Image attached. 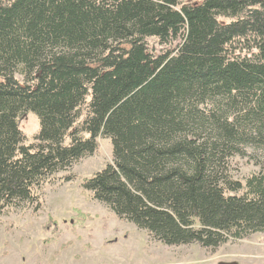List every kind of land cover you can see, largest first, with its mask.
Segmentation results:
<instances>
[{
    "label": "trees",
    "instance_id": "obj_1",
    "mask_svg": "<svg viewBox=\"0 0 264 264\" xmlns=\"http://www.w3.org/2000/svg\"><path fill=\"white\" fill-rule=\"evenodd\" d=\"M99 138L113 161L82 187L154 240L264 233V168L229 174L264 151V0H0V210L40 205Z\"/></svg>",
    "mask_w": 264,
    "mask_h": 264
},
{
    "label": "rangeland",
    "instance_id": "obj_2",
    "mask_svg": "<svg viewBox=\"0 0 264 264\" xmlns=\"http://www.w3.org/2000/svg\"><path fill=\"white\" fill-rule=\"evenodd\" d=\"M148 42L156 53L162 51L155 39ZM20 126L26 143H33L39 131L37 117L26 114ZM98 142L92 156L46 177L36 191L40 205L22 203L0 210V264H264L263 232L230 240L215 250L196 243L167 246L118 218L82 187L86 178L113 161L110 139ZM263 168L264 151L247 148L231 160L229 174L245 183Z\"/></svg>",
    "mask_w": 264,
    "mask_h": 264
}]
</instances>
